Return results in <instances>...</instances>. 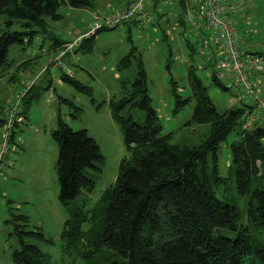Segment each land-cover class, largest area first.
<instances>
[{
	"label": "trees",
	"instance_id": "1",
	"mask_svg": "<svg viewBox=\"0 0 264 264\" xmlns=\"http://www.w3.org/2000/svg\"><path fill=\"white\" fill-rule=\"evenodd\" d=\"M61 4L88 8L94 0H0V13L8 17L0 31V73L9 63L12 45L31 42L39 30L44 32L47 17L60 19ZM20 21L25 26L33 24L31 33L12 29ZM102 29L83 39L81 50H92ZM193 37L202 43L200 35ZM134 61V80L130 84L124 80L123 96L110 103L129 154L122 159L115 182L97 200L104 163L98 142L87 129L76 130L61 116L53 130L59 145V198L70 214L61 235L64 249L73 254L82 249L83 258L96 264H264V123L244 126L252 107L247 103L219 111L196 65L191 64L187 68L189 97H182L173 80L174 112L193 101V114L184 126L209 124L210 129L199 142L179 141L174 131L164 132L136 46L120 60L119 68L127 69ZM64 78L81 85L68 73ZM213 80L222 85L216 73ZM28 97L20 105L18 96L12 111L0 110L4 116L0 125L13 118L7 130L10 141L15 127L28 118L34 96ZM234 130L232 160L228 174L223 175L218 150ZM27 217L14 216L25 222ZM25 226L15 224L21 242L13 254L16 264H65L53 261L38 244L28 243L29 234L45 237Z\"/></svg>",
	"mask_w": 264,
	"mask_h": 264
},
{
	"label": "rangeland",
	"instance_id": "2",
	"mask_svg": "<svg viewBox=\"0 0 264 264\" xmlns=\"http://www.w3.org/2000/svg\"><path fill=\"white\" fill-rule=\"evenodd\" d=\"M125 2L94 0V5L88 8L61 4L58 8L60 19L47 17L48 25L41 28L44 32L39 30L41 32L33 34L31 42L17 43L10 48L9 63L0 73V110L12 111L10 107L18 96L21 98L20 105L28 96H34V101L27 110V120L15 127L11 141L9 138L8 154H2L4 159L0 160V165H3L0 175V264H16L13 254L21 248L16 223H26L23 229L27 231L43 232L44 239L29 234L26 240L38 244L53 261L96 264V260L83 258L82 249L73 254L63 246L61 235L70 214L59 198V145L53 130L58 127L61 116L72 128L87 129L98 142L104 163L94 197L97 200L115 182L120 163L129 154L122 127L114 120L110 103L123 96V81L127 80L130 84L137 74L135 61L127 69L119 68L120 60L132 47L136 46L142 54L149 94L158 110L164 132L174 131L177 140L199 142L210 129L209 124L184 126L193 114V101L174 112L176 94L173 82L177 83L176 88L182 97L191 95L187 80L189 65H196V72L208 87L211 100L219 111L224 112L234 104L233 96L238 93L236 87L224 88L225 79L221 80L222 85L214 82V67L202 57L200 43L185 35V24L181 18L184 6L181 3L177 0H158L152 8H160L154 12L155 20L160 23L155 21L149 30L139 31L131 24L139 20L137 15L126 20L128 24L124 21L112 29L106 20L117 10L126 8L132 0L123 7ZM236 2H241L242 9H245L246 25L258 27L264 37V0ZM7 18L0 13V31L6 27ZM21 22L15 23L12 29L31 33L33 24L25 26ZM100 27L103 31L97 34L92 50H81L80 45L85 38ZM24 61L28 62L22 64ZM65 73L81 85L67 81ZM245 99L251 101L245 96L240 102L244 103ZM258 111V105L254 104L247 115ZM0 117H4L2 113ZM251 119L252 115L247 125ZM12 123L13 118L0 125V146L5 139L8 140L7 130ZM236 134V130L232 131L219 146V170L223 175L228 174L232 160L230 145ZM19 214L27 215V221L14 218Z\"/></svg>",
	"mask_w": 264,
	"mask_h": 264
},
{
	"label": "built area",
	"instance_id": "3",
	"mask_svg": "<svg viewBox=\"0 0 264 264\" xmlns=\"http://www.w3.org/2000/svg\"><path fill=\"white\" fill-rule=\"evenodd\" d=\"M186 19L192 23L196 35H200L202 52H209L208 58L214 63L218 78L231 77L233 86L238 91V100L246 96L259 111L247 115V121L252 115L251 123L264 121V96L260 77L264 73V52L247 59L246 48L242 45L235 12L241 2L232 0H187ZM154 0H132L124 9H119L107 20L110 25H116L133 16L139 17L137 28L139 31L150 28L152 15L149 7ZM250 32L249 29L246 30ZM250 123V124H251ZM249 124V125H250ZM8 140L0 146V160L4 159L10 149ZM8 145V146H7ZM1 163V162H0ZM2 164V163H1ZM3 165H0V175Z\"/></svg>",
	"mask_w": 264,
	"mask_h": 264
},
{
	"label": "crops",
	"instance_id": "4",
	"mask_svg": "<svg viewBox=\"0 0 264 264\" xmlns=\"http://www.w3.org/2000/svg\"><path fill=\"white\" fill-rule=\"evenodd\" d=\"M128 1L130 2L131 0H126V2H125L123 7H125L129 3ZM177 1L184 6V11H183L184 14H182L181 18H182V21L185 24V30H184L185 35L190 37V39H194L195 38V37H193L194 33H195L194 25L192 23L188 22L187 19H186L187 8H188L189 2L187 0H177ZM235 1H237V0H235ZM157 2H158V0H154L153 4L149 7L150 13L152 15V19L150 21V27L152 25H154V23L156 21L154 12L160 10V8H158V7H153L152 8V6L156 5ZM93 11H96V10H93ZM244 11H245V9H242V3L239 4L238 9L235 12V17H236V20H237V25H238V28H239V32H240V34L242 36V45L246 48V50H247L246 57H247V59H249L250 57H253L254 55H256L258 53L264 52V37H262L263 31L261 29H259L256 26H254L253 28H250V27H248L246 25L247 24V17L243 16ZM156 22L160 23L159 20H157ZM137 23H138V20H134L131 24H133L136 27ZM247 29H249L250 32H247L246 31ZM148 30H149V28H148ZM200 45H201L200 53H201L202 57H204L206 63L212 64L213 67H214V70H215L214 63L208 58V53L209 52L203 53L202 52V48H203L202 47V43H200ZM219 79L220 80H223V79L227 80V82L225 81L226 85L224 84V86L226 88L233 87V83H232V78L231 77H225V78H222V79L219 78ZM260 83H261V85L263 87L262 94L264 96V73L260 77ZM237 95H238V93H236L233 96L234 104H232V105H236V104H240L241 105V104H243V103L240 102V100H238ZM244 103L250 104L251 106L254 105L253 101H248L247 99H245ZM246 123H247V120H246V122L244 124L245 127L250 126V125H247ZM254 123H257V122L255 121ZM259 123H264V121L259 122Z\"/></svg>",
	"mask_w": 264,
	"mask_h": 264
}]
</instances>
